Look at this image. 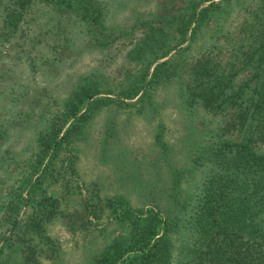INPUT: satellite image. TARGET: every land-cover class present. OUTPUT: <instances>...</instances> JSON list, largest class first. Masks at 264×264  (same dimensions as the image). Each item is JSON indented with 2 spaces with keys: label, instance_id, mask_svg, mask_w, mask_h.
Masks as SVG:
<instances>
[{
  "label": "trees",
  "instance_id": "trees-1",
  "mask_svg": "<svg viewBox=\"0 0 264 264\" xmlns=\"http://www.w3.org/2000/svg\"><path fill=\"white\" fill-rule=\"evenodd\" d=\"M181 1L183 5L171 4L168 12L152 15L148 25L141 28L149 33L134 39L133 52L136 60H142L143 53H147L144 59L148 65L144 73L133 76V81L120 85L118 93L134 97L147 80L136 99L142 100L139 106L143 107L144 101H154L150 96L157 84L165 82L163 85L175 87L187 113H210L211 124L202 122V130H198L193 182L188 190H178L179 195L171 196L166 204L131 206L121 194L106 197L101 208L110 209L109 216L122 222L124 229L95 256L97 264H264V0ZM110 2L0 0V80L11 76L12 66L19 65L10 58L12 49L8 46L19 44L23 52L30 51L23 45H29L28 32L37 27L30 23L34 12L77 14L72 24L67 21L70 23L65 32V25L58 20L44 28L37 27V32L50 36L49 46L55 48L61 43L68 47L82 40L81 30L86 32L88 25L104 19ZM233 12L226 23L220 21ZM139 23L141 20L131 25L138 30ZM207 23L210 32H201ZM89 33L98 39L93 30ZM51 34H55L54 39ZM198 37L202 39L199 50L190 49L180 55ZM27 57L33 58L29 53ZM92 75L76 82L61 110V124L54 127L52 122L34 136L42 149L30 156V173L37 174L32 182L24 179L13 188L11 198L15 200L6 207L9 231L0 238V253L5 251L0 264H5L6 255L12 254L18 255L21 264H42L44 258L53 261L62 248L47 233L45 223L66 216L68 225L74 228L73 212H66V205L52 193L45 191L36 204L29 203L23 217L14 214L19 207L15 201L20 199L23 185L30 193L35 180L39 182L54 170L50 163L58 149L65 146L68 131L77 129L98 101L113 99L98 94L102 90L95 86ZM172 77L177 84L170 85ZM3 96L0 92V99ZM56 173L60 175V170ZM83 204L85 217L95 216L90 204Z\"/></svg>",
  "mask_w": 264,
  "mask_h": 264
},
{
  "label": "rangeland",
  "instance_id": "rangeland-1",
  "mask_svg": "<svg viewBox=\"0 0 264 264\" xmlns=\"http://www.w3.org/2000/svg\"><path fill=\"white\" fill-rule=\"evenodd\" d=\"M110 3L104 19L88 25L86 32L81 30L82 40L68 47L60 43L53 48L48 45L52 42L50 36L37 32L38 26L44 28L56 20L65 25V32L66 24H72L73 16L77 15L63 12L59 16L60 12L52 11L34 12L30 23L37 27L28 32L31 36L26 40L31 46L26 41L23 45L30 51L23 52L19 44L7 47L12 49L10 58L19 65L12 66L11 76L0 80V92L4 94L0 99V159L8 162H0V238L9 231L6 207L10 206V200H15L11 198L13 188L24 179L32 182L37 174L30 173V164L42 149L34 136L52 122L54 127L61 124V110L76 82L93 74L95 86L102 90L98 94L113 98L98 101L79 127L68 131L65 146L58 149L50 163L54 170L39 182L35 180L30 193L23 185L21 197L15 201L19 207L14 214L23 217L29 203L36 204V199L46 191L59 197L61 204L66 205V212H73V229L66 216L45 223L47 233L60 242L62 251L53 261L42 259V264H97L95 256L124 229L122 222L109 216L110 209L101 208L106 197L121 194L131 206L145 207L154 202L166 204L171 196L179 195L178 190H188L193 182L198 130H202V122L211 124L210 113L197 111L196 115L203 114L204 118L195 117L194 112L187 113L175 87L163 85L165 82L157 84L150 96L154 101H144L143 107L139 106L142 100L136 102V99L147 80L134 97L126 98L118 93L120 85L133 81V76L144 73L148 65L144 59L147 53H143L142 60H136L133 52L134 39L149 33L141 30L148 25V18L168 12L171 4L176 7L184 3L181 0H111ZM233 15L234 12L220 21L226 23ZM138 20L141 23L137 30L131 24ZM208 27H211L209 23L204 24L201 32H210ZM92 30L98 39L90 36ZM201 43L198 37L180 55L190 49L199 50ZM27 53L32 55L31 60ZM151 67L152 64L148 73ZM172 78L170 85L177 84L175 77ZM66 124L61 125L60 132ZM187 133H190L188 139ZM82 199L90 204L95 216L85 217ZM4 254L5 251L0 253L1 260ZM17 260H20L17 254L6 255L5 264H21Z\"/></svg>",
  "mask_w": 264,
  "mask_h": 264
}]
</instances>
